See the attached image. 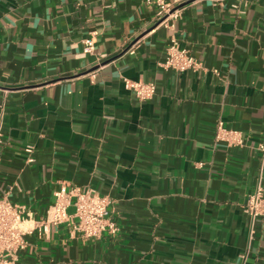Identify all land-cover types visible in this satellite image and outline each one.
<instances>
[{
    "label": "crops",
    "instance_id": "crops-1",
    "mask_svg": "<svg viewBox=\"0 0 264 264\" xmlns=\"http://www.w3.org/2000/svg\"><path fill=\"white\" fill-rule=\"evenodd\" d=\"M172 23L146 0H0V199L42 222L78 188L119 226L30 223L22 264H264V217L244 213L264 187V0H192ZM173 36L203 70L161 68ZM219 121L243 147L216 142Z\"/></svg>",
    "mask_w": 264,
    "mask_h": 264
},
{
    "label": "built area",
    "instance_id": "built-area-1",
    "mask_svg": "<svg viewBox=\"0 0 264 264\" xmlns=\"http://www.w3.org/2000/svg\"><path fill=\"white\" fill-rule=\"evenodd\" d=\"M192 0H146L149 7L155 9V24L174 29L172 22L181 17V8ZM85 53L90 54L94 50V40L85 42ZM166 71H174L179 74L198 73L203 70L202 62L189 50L182 49L178 40L173 36L166 50L165 60L160 64ZM126 90L141 103L153 100L157 95V87L153 83H144L125 78L123 80ZM5 116L3 108L0 110V119ZM216 142L225 143L230 148L244 146L243 136L240 132L227 129L222 121H219L216 129ZM4 144V137L0 129V146ZM259 151L264 162V143L259 146ZM31 153V150L27 151ZM114 201L108 196H100L90 191L78 188L68 190L62 186L55 193V200L48 212L46 219L35 222L33 216L23 208L10 201L8 195L0 199V264H22L21 252L26 249L25 237L31 235L34 229L28 224L35 223V227L47 230L48 226L72 225L84 240L101 239L107 235L115 237L119 233V226L114 220ZM73 208L74 213L69 214ZM244 213L252 222L264 217V187L258 186L257 190L249 196Z\"/></svg>",
    "mask_w": 264,
    "mask_h": 264
}]
</instances>
